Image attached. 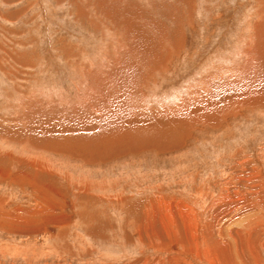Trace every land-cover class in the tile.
Instances as JSON below:
<instances>
[{"label": "rangeland", "instance_id": "374dc122", "mask_svg": "<svg viewBox=\"0 0 264 264\" xmlns=\"http://www.w3.org/2000/svg\"><path fill=\"white\" fill-rule=\"evenodd\" d=\"M0 264H264V0H0Z\"/></svg>", "mask_w": 264, "mask_h": 264}]
</instances>
